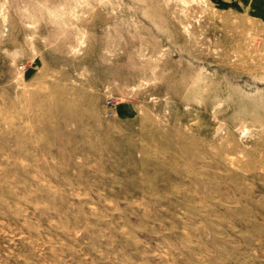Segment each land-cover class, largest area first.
<instances>
[{
	"label": "rangeland",
	"instance_id": "374dc122",
	"mask_svg": "<svg viewBox=\"0 0 264 264\" xmlns=\"http://www.w3.org/2000/svg\"><path fill=\"white\" fill-rule=\"evenodd\" d=\"M0 264H264V19L0 0Z\"/></svg>",
	"mask_w": 264,
	"mask_h": 264
},
{
	"label": "crops",
	"instance_id": "0c3cea01",
	"mask_svg": "<svg viewBox=\"0 0 264 264\" xmlns=\"http://www.w3.org/2000/svg\"><path fill=\"white\" fill-rule=\"evenodd\" d=\"M234 6L240 7L242 10L250 11L251 13L264 19V0H232Z\"/></svg>",
	"mask_w": 264,
	"mask_h": 264
}]
</instances>
